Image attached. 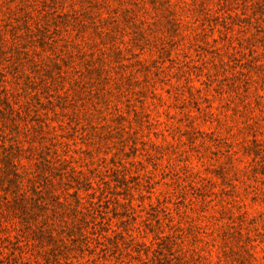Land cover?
<instances>
[{
	"label": "rangeland",
	"instance_id": "rangeland-1",
	"mask_svg": "<svg viewBox=\"0 0 264 264\" xmlns=\"http://www.w3.org/2000/svg\"><path fill=\"white\" fill-rule=\"evenodd\" d=\"M0 264H264V0H0Z\"/></svg>",
	"mask_w": 264,
	"mask_h": 264
}]
</instances>
